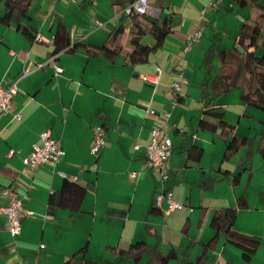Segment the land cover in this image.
<instances>
[{
    "label": "crops",
    "instance_id": "0c3cea01",
    "mask_svg": "<svg viewBox=\"0 0 264 264\" xmlns=\"http://www.w3.org/2000/svg\"><path fill=\"white\" fill-rule=\"evenodd\" d=\"M228 1L219 0L218 9L207 12L199 39L185 51L202 1L150 0L152 7L161 8V17L172 13L177 26L146 63L135 65H125L122 56L130 49L134 20L126 16L121 20L123 8L111 0H32L23 21L36 30L32 42L13 25L0 23V86L19 77L11 108L0 115V191L5 187L15 191L26 212L16 237L9 235L6 219L0 216V264H64L83 247L89 260L131 264L116 251L135 241L163 253L174 250L176 258L167 264L194 261L214 235L213 214L235 207L240 195L246 208L237 211L234 229L258 237L257 252L245 262L240 250L219 235L205 264H264V159L253 154L250 170L241 172L232 186L231 178L221 173L240 170L246 154L240 150L223 161L219 130L197 128L203 112L199 86L205 82L200 68L204 53L213 43L232 46L241 16L246 15L245 10L229 7ZM58 21L67 28L70 45L105 43L120 47L121 54L94 55L82 49L52 54ZM120 25L122 32L108 42ZM141 43L151 44L153 39L144 36ZM55 65L62 68L61 74L55 75ZM143 75L154 81H145ZM173 82L181 84V101L175 104ZM239 95L234 89L220 98L225 103L223 117L235 125L238 135L254 139L257 133L244 130L255 129L254 119L262 122L264 114L242 103ZM165 112H170L167 119ZM242 122L247 129L240 130ZM102 124L105 145L94 157L89 152L92 128ZM156 127H165L172 142L171 172L164 183L143 165L150 131ZM43 131L60 141L64 155L53 167L32 170L23 158L41 144ZM190 144L202 150L199 161L188 156ZM11 149L16 153L8 156ZM65 179L83 186L85 194L77 210L59 209L52 215L47 212L48 196L60 191ZM205 182L212 184L211 190L203 188ZM161 189L186 206L149 215L155 192ZM146 261L144 256L141 264Z\"/></svg>",
    "mask_w": 264,
    "mask_h": 264
},
{
    "label": "trees",
    "instance_id": "16d2710c",
    "mask_svg": "<svg viewBox=\"0 0 264 264\" xmlns=\"http://www.w3.org/2000/svg\"><path fill=\"white\" fill-rule=\"evenodd\" d=\"M32 0H0V23L13 25L25 38L32 42L36 39V30L31 25L23 24L28 19V11ZM112 3L121 6L123 9L135 0H111ZM151 4V2H150ZM226 4L229 7H236L245 10L246 15L241 16L242 24L232 38V46L221 48L219 45L211 44L204 53L200 68H203L205 82L200 84L199 101L202 103L203 112L198 121L197 128L215 132L219 130L218 136L224 143L223 161H228L241 148H247L248 153L244 164L236 173L223 171L224 178H231L232 186L238 184V179L244 170H250L251 157L259 154L264 159V132L256 138L249 139L238 135L235 125L229 124L223 117V106L220 98L229 94L232 90H240L239 100L245 105L264 113V0H229ZM238 14V13H237ZM239 15V14H238ZM130 17L134 20L135 31L129 34V47L123 56L125 65L142 64L148 61L149 56L156 52L163 44L164 39L169 35L177 23L174 15L167 13L158 19H152L144 15L130 13L123 14L122 19ZM123 26L120 25L113 31V38L107 39L112 43L114 37L121 33ZM150 36L153 39L151 44L141 43V38ZM54 51L56 54L61 50L73 51L75 49L85 50L89 54H121L120 47H111L107 44L99 46L83 42H76L70 45L68 30L61 21L56 23L53 36ZM218 63V66H216ZM180 102L181 98L175 96ZM264 123V121H262ZM104 128V125H101ZM202 150L190 144L188 156L196 161L200 160ZM244 167V168H243ZM210 182V181H208ZM202 184L203 188L211 190L212 184ZM85 194V188L75 183L74 180H64L60 191L49 194L47 199V212L55 215L59 209L77 210ZM246 208V200L243 195L236 199L235 207L221 208L217 210L211 219L210 226L214 235L202 245L200 254L194 261H186L179 264H205L206 254L213 249L219 235H223L227 243L231 244L241 252L243 261L248 262L257 252L260 246V239L234 229V221L238 210ZM149 215L160 213L153 204L149 208ZM188 223H185L182 231L186 233ZM146 227L148 234L154 236ZM116 253L131 264H141L144 256L147 257L145 264H167L176 258L175 251L170 249L163 253L156 247H149L143 241L133 242L127 249H119ZM183 253H186L184 251ZM64 264H115L110 261L96 262L85 257V247L77 251Z\"/></svg>",
    "mask_w": 264,
    "mask_h": 264
},
{
    "label": "built area",
    "instance_id": "2783aa9c",
    "mask_svg": "<svg viewBox=\"0 0 264 264\" xmlns=\"http://www.w3.org/2000/svg\"><path fill=\"white\" fill-rule=\"evenodd\" d=\"M56 2L59 0H51ZM74 3L75 0H67ZM202 7L197 19L196 29L193 34L187 37L185 44V51L192 46L201 35L203 24L206 22L207 12L210 10H217L219 7V0H201ZM124 14L136 13L147 16L152 19H158L161 16V8L152 7L150 0H135L133 3L127 5L123 9ZM55 75L62 73V68L55 65ZM143 79L147 82H153V77L143 75ZM19 77L6 87L0 86V115L9 112L14 91L17 88ZM174 93L173 103H176L175 96L179 95L181 90L180 82H173L170 86ZM170 112H165L163 116L167 119ZM16 119L21 117L20 113L14 115ZM93 135L89 148L92 156L96 157L105 145V130L101 125L93 126ZM41 144L36 145L23 158L24 165L29 169H37L39 167L48 166L53 167L57 164L64 155L61 143L58 139L50 136L48 131H43L39 134ZM172 151V142L165 127H156L150 131L148 143L145 146V156L143 165L146 170H154L158 173L159 180L164 183L168 180L170 175L169 155ZM16 151L9 150L8 156H12ZM134 176V174L132 175ZM163 202L166 205L163 206ZM153 205L156 206L161 213H170L175 210H181L186 205L175 201L172 194L168 190H158L155 192ZM26 212L23 210L22 198L19 197L15 191L10 188H3L0 191V216L6 219L8 233L11 237H16L21 231V222ZM44 247L43 244L40 245Z\"/></svg>",
    "mask_w": 264,
    "mask_h": 264
},
{
    "label": "rangeland",
    "instance_id": "374dc122",
    "mask_svg": "<svg viewBox=\"0 0 264 264\" xmlns=\"http://www.w3.org/2000/svg\"><path fill=\"white\" fill-rule=\"evenodd\" d=\"M234 104V103H233ZM233 104H231V105H233ZM249 108H251V107H249ZM251 109H253V110H255V111H257L258 113H260L261 114V112L260 111H258L257 109H254V108H251ZM264 114V113H263ZM262 116V115H261ZM263 118H264V116H262ZM255 118V117H254ZM255 120V122H253L254 123V125H255V129H251V130H249V129H247L245 126H244V122H242L241 123V125H240V130H243V129H247V130H244V131H246V132H250V133H257L256 134V136H255V138H256V141H257V138H258V136H260V133L261 132H264V123L263 122H261L260 121V118H255L254 119ZM238 134V133H237ZM243 151L244 152V154H246V156H247V153H248V149L247 148H241V149H239V151ZM238 151V152H239ZM237 152V153H238ZM246 156H245V159H246ZM258 156L260 157V155L258 154ZM244 158V157H243ZM244 162H245V160H244ZM248 166H250V165H248Z\"/></svg>",
    "mask_w": 264,
    "mask_h": 264
}]
</instances>
